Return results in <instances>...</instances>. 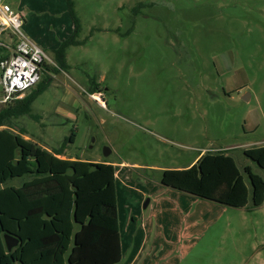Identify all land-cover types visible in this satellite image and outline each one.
<instances>
[{
	"label": "rangeland",
	"instance_id": "obj_1",
	"mask_svg": "<svg viewBox=\"0 0 264 264\" xmlns=\"http://www.w3.org/2000/svg\"><path fill=\"white\" fill-rule=\"evenodd\" d=\"M4 1L55 67L32 117L1 127L2 142L24 133L53 149L75 133L65 158L114 164L119 264H264V204L233 208L161 183L202 151H228L264 179L243 153L264 146V0H73L81 31L63 69L67 0Z\"/></svg>",
	"mask_w": 264,
	"mask_h": 264
},
{
	"label": "trees",
	"instance_id": "obj_2",
	"mask_svg": "<svg viewBox=\"0 0 264 264\" xmlns=\"http://www.w3.org/2000/svg\"><path fill=\"white\" fill-rule=\"evenodd\" d=\"M67 3L75 31L55 54L62 69L66 67V50L79 44L76 38L81 31L74 2ZM142 6L134 11L138 13ZM48 86L49 79L42 78L27 96L0 106V128L10 127L20 117H32L34 101ZM100 92V86L95 85L90 94ZM23 134L7 145L0 132V184L29 178L19 187L0 189V264L121 263L114 164L65 158L66 146L74 143L75 133L62 147L53 149L25 139ZM243 153L264 168V146ZM161 183L233 208L247 207L250 199L254 208L264 204V179L250 166L242 173L228 151L204 153L188 168L166 169ZM6 234L20 241L10 252Z\"/></svg>",
	"mask_w": 264,
	"mask_h": 264
},
{
	"label": "built area",
	"instance_id": "obj_3",
	"mask_svg": "<svg viewBox=\"0 0 264 264\" xmlns=\"http://www.w3.org/2000/svg\"><path fill=\"white\" fill-rule=\"evenodd\" d=\"M23 24L19 12L0 0V104L30 93L55 67L47 52L25 35ZM96 94L92 98L105 107L103 95Z\"/></svg>",
	"mask_w": 264,
	"mask_h": 264
},
{
	"label": "water",
	"instance_id": "obj_4",
	"mask_svg": "<svg viewBox=\"0 0 264 264\" xmlns=\"http://www.w3.org/2000/svg\"><path fill=\"white\" fill-rule=\"evenodd\" d=\"M110 150L109 149H105L104 150V155H105V157H108L109 155H110ZM149 202V201H148ZM4 241H5V245H6V247H7V250L10 252V251H12L13 250V248H15V247H17L18 246V244H19V239H17V238H15V237H13V236H10V235H8V234H6L5 236H4Z\"/></svg>",
	"mask_w": 264,
	"mask_h": 264
},
{
	"label": "crops",
	"instance_id": "obj_5",
	"mask_svg": "<svg viewBox=\"0 0 264 264\" xmlns=\"http://www.w3.org/2000/svg\"><path fill=\"white\" fill-rule=\"evenodd\" d=\"M11 5V4H10ZM13 8V7H12ZM14 9V8H13ZM15 10V9H14ZM15 11H17V10H15ZM203 153H204V151H202L201 152V154L200 155H198L196 158H195V160L193 161V163L191 164V166L193 165V164H195L200 158H201V156L203 155ZM122 255H123V251H122ZM122 259H123V257H122Z\"/></svg>",
	"mask_w": 264,
	"mask_h": 264
},
{
	"label": "bare ground",
	"instance_id": "obj_6",
	"mask_svg": "<svg viewBox=\"0 0 264 264\" xmlns=\"http://www.w3.org/2000/svg\"><path fill=\"white\" fill-rule=\"evenodd\" d=\"M96 98H98V96H95Z\"/></svg>",
	"mask_w": 264,
	"mask_h": 264
}]
</instances>
